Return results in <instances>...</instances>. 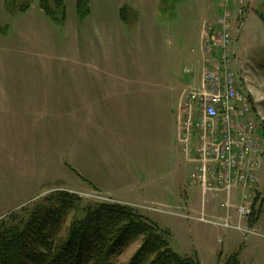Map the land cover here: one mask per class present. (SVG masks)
<instances>
[{
    "label": "rangeland",
    "instance_id": "374dc122",
    "mask_svg": "<svg viewBox=\"0 0 264 264\" xmlns=\"http://www.w3.org/2000/svg\"><path fill=\"white\" fill-rule=\"evenodd\" d=\"M27 1L29 8L26 11L9 15L3 8V0H0V26L8 28L6 35L0 36V149L1 104H5L6 100L15 103L14 100L18 98L20 101L21 94L26 90L51 88L55 89L54 102L59 106V100H68L76 89L94 88L101 83L114 89V94L118 93L119 96L118 102L117 96L110 94L113 104L109 102V105L103 106L107 110H116V127L113 124L114 127L107 130L106 126L99 124L98 130L95 125L89 124V139L81 143L78 136L83 126H77L72 117L70 125L74 141L71 145L64 142L69 130L64 128L70 123H67L68 118H57L55 180L50 182L51 186L58 187V179H64L67 173L76 178L82 177L85 184L88 183L87 179L102 183L105 176L87 172L91 170L90 167L85 171L84 165L79 166L80 157L87 154V147L93 150L96 145H103L105 152L113 144L117 153L124 154L125 148H130L137 139L142 142V153L147 160L152 161L162 153L168 171H178L183 198L157 204L121 205L168 232L169 246L179 256L197 257L199 264H225L235 252L229 247H224L222 252L217 236L220 235L221 242H225V234L238 236L235 234L237 232L217 231L218 228L213 226L187 221L175 215H196L197 212L181 204L185 201L194 203L198 195V188L189 184L192 166L185 161L177 140V134H182L180 111L186 88L192 86L191 80L201 70L199 64L207 55L203 51L204 29L220 11L227 9L232 16L229 29L235 42L237 68L239 74L246 78V85L253 94L255 110L264 126V24L258 16V13L264 14V0H91L90 14L85 19H79L76 13V0H63V24L47 19L38 7L39 0H20L19 3ZM123 8L126 23L120 16ZM239 11H242L240 15ZM189 69L193 73H187ZM98 72L109 73L112 78L96 79L94 75ZM164 85L169 88L168 93L155 91ZM149 88L153 90L151 94L132 93V90ZM141 98V103L145 105L137 115L131 107L132 100L139 101ZM58 129H62L61 136ZM92 129L96 130L95 133ZM260 134L264 137L262 132ZM103 152L99 151V154ZM13 153L17 155L15 151ZM66 160L76 172L65 169L63 163ZM16 161L18 163L17 157ZM11 162L7 172L10 174L12 171L13 176L7 179V168L0 153V224L7 225L25 221L30 212L53 193L29 201L39 193L38 185L30 178H18L20 167L16 162ZM123 172L122 163L118 166L117 175H123ZM69 193L79 198V210L67 216L62 226V238L73 219L83 217L84 207L100 205L101 202L97 200L100 197L111 200L95 191ZM219 194L221 199L222 192ZM257 197L256 208L264 200V154ZM261 203L263 212L256 230L263 238H255H259V249L264 254V203ZM139 245V240L129 245L115 264H127ZM261 254L259 252V257ZM24 264L30 263L26 261Z\"/></svg>",
    "mask_w": 264,
    "mask_h": 264
},
{
    "label": "crops",
    "instance_id": "0c3cea01",
    "mask_svg": "<svg viewBox=\"0 0 264 264\" xmlns=\"http://www.w3.org/2000/svg\"><path fill=\"white\" fill-rule=\"evenodd\" d=\"M203 59L204 58H202L201 61H203ZM201 64L202 63L199 65L201 66ZM94 77L96 79L103 77L112 78V75L98 72ZM195 79L196 76L192 78V83ZM54 90L55 89L51 88H32L21 94L20 101L17 98L14 100L15 103H13L12 100H6L5 104H1V110L3 111L1 125V159L7 168V179L13 176L12 171L9 174L7 170L9 165H12L11 160L17 163V157V164L18 167H20L18 178L23 180L30 178L36 181L39 193L34 195L29 201L39 200L59 190L68 192L95 191L123 205L141 203L157 204L159 202L169 201V199L176 200L178 198H183L179 187L180 176L178 171H168L162 153L158 158L155 157L154 160L152 159V161L150 159L147 160V157L142 153V142L137 139H135V143L131 144L130 148H125L124 154L117 153L116 146L113 144L112 147L109 146L110 150L105 152H103L105 149L102 148L103 145H96L93 150H89L91 148L87 147V154L86 156L80 157L79 166L81 167L84 165L85 171H87V167H90L91 170L87 172L93 171L95 174L105 176L102 183L99 184V181L97 182L95 178L96 181L87 179L88 186L82 182L84 181L81 179L82 177L76 178L73 177L72 174L70 175L66 172L67 174L64 179H58L60 182L58 187L51 186L50 182H54L55 180L54 158L57 134V126H55V123L57 118L64 119L67 117V123H69L71 118L74 117L77 126H83L78 136L82 143L86 139H89V124L95 125L98 130L100 125L101 127H103V125L106 126L107 130L114 127L113 124H115V127L117 126V121L114 120V111L116 110H107L103 105H109V102L113 104L114 100L113 97L109 98L110 94L117 96V102L119 100L118 93L114 94V89L104 87L101 83L94 88H80L74 90L68 100L60 99L58 103L61 105L58 106V104L54 102ZM132 91L133 94L146 95L151 94L153 90L149 88L148 90L138 89ZM155 91L166 94L169 92V88L164 85V87H160ZM126 95H128V93ZM182 95L181 93L180 96ZM141 102H143L142 98L139 101L132 100L133 104L131 107L134 109V114L138 115L142 106L145 105ZM70 124L71 122L68 126L64 127L69 128L67 131V138L64 142L72 145L74 139L71 137L72 128ZM61 130L62 129H58V134L60 136ZM93 131L95 133L96 130ZM64 134H66V129ZM177 140L181 144L179 134H177ZM128 150H130V153H127ZM14 151L17 155L13 153ZM99 151L103 153L99 154ZM76 161L77 160H74V162ZM122 163L124 167L123 175H117L118 166ZM63 164L65 169L68 168L69 171L73 170L76 172L72 166L69 165L67 160ZM120 169H122L121 166ZM119 176L123 177L120 178ZM197 194L194 203L185 201L181 206H186L188 210L197 213L204 212L210 216L222 215V211L220 210L222 197L220 199V194L208 192L203 194L200 188H198ZM258 221L259 217L254 224L255 228L258 226ZM217 231L220 230L218 229ZM235 234L238 236L234 234H225V242H221L220 235L217 236V242L222 252L224 247L231 248L235 253L238 252L239 264H264V254L259 249V238L250 237L244 240L240 234ZM259 252L262 253L260 256L261 258L259 257ZM216 254L220 255L217 251Z\"/></svg>",
    "mask_w": 264,
    "mask_h": 264
},
{
    "label": "built area",
    "instance_id": "2783aa9c",
    "mask_svg": "<svg viewBox=\"0 0 264 264\" xmlns=\"http://www.w3.org/2000/svg\"><path fill=\"white\" fill-rule=\"evenodd\" d=\"M231 17L223 9L206 25L203 51L207 55L186 90L179 119L181 152L192 166L189 184L200 188L203 194L222 192V215H175L237 232L245 240L263 238L253 220L264 154V137L260 134L264 135V126L246 78L237 68L235 42L229 29ZM186 72L193 73L192 69ZM97 200L111 202L103 197Z\"/></svg>",
    "mask_w": 264,
    "mask_h": 264
},
{
    "label": "trees",
    "instance_id": "16d2710c",
    "mask_svg": "<svg viewBox=\"0 0 264 264\" xmlns=\"http://www.w3.org/2000/svg\"><path fill=\"white\" fill-rule=\"evenodd\" d=\"M90 1L76 0L79 19L89 16ZM19 2L3 0L5 12L14 15L29 8V1ZM38 7L51 22L64 23L63 0H39ZM125 14L123 8L120 16L124 23ZM258 16L264 24V14ZM7 32L6 26H0V36ZM258 200L259 197L255 204ZM79 202L73 194L56 191L35 207L25 221L1 223L0 264H115L121 253L138 240L139 248L127 264H199L197 257H181L171 250L168 232L120 204L84 207L83 217L73 219L62 238V226L70 213L79 210ZM261 202L254 211V223L262 213ZM225 264H239V253L230 256Z\"/></svg>",
    "mask_w": 264,
    "mask_h": 264
}]
</instances>
